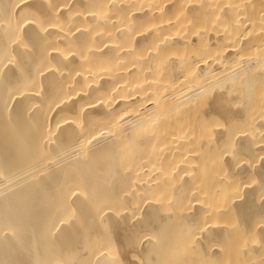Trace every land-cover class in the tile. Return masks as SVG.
<instances>
[{
	"label": "bare ground",
	"instance_id": "6f19581e",
	"mask_svg": "<svg viewBox=\"0 0 264 264\" xmlns=\"http://www.w3.org/2000/svg\"><path fill=\"white\" fill-rule=\"evenodd\" d=\"M0 264H264V0H0Z\"/></svg>",
	"mask_w": 264,
	"mask_h": 264
}]
</instances>
